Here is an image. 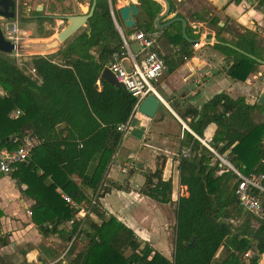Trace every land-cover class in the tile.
Here are the masks:
<instances>
[{
    "label": "trees",
    "instance_id": "1",
    "mask_svg": "<svg viewBox=\"0 0 264 264\" xmlns=\"http://www.w3.org/2000/svg\"><path fill=\"white\" fill-rule=\"evenodd\" d=\"M109 1L119 14L118 0H97L88 23L91 32L83 31L54 54L34 56L31 67L36 77L26 74L10 55L0 52V150H16L25 145L27 137L39 142L31 148L30 158L10 175L33 201V223L45 237L58 234L64 240L89 241L83 243L70 264H214L221 249L229 252L223 264H259L264 254V216L257 218L241 208L235 193L239 183L236 174L223 169L216 156L187 130L181 147L189 148L191 156L179 160L180 184L187 195L177 203L173 261L139 240L116 218L106 219L101 199L112 188L123 189L108 179L114 157L127 135L118 127L131 119L136 104L122 86L106 79L101 89L98 86L113 56L126 53ZM139 8L137 26L129 35L155 32L154 21L162 6L154 0H139ZM39 16L40 22L54 21ZM219 20L215 18L213 23L218 25ZM163 33L180 47L181 61L190 56L188 46H183L186 39L182 34L178 39L168 30ZM222 42L219 40L215 48L233 61L228 69L232 79L246 82L264 66L246 55L264 61L257 48V34L247 31L235 44L246 54ZM95 48L98 56L92 53ZM16 110L21 114L12 118ZM256 111L264 112V106L221 93L202 110L189 109L181 118L202 139L207 127L216 124L209 145L221 156L229 153L233 166L250 175L264 173V121L254 117ZM63 124L66 127L58 129ZM164 165L161 162L156 172L145 174L140 193L170 204L173 181L163 180ZM221 170L224 172L219 174ZM63 195L85 209L84 219L77 218L76 209ZM91 214L100 222H92ZM2 216L0 210V219ZM68 223L70 229L65 228ZM2 242L9 244L7 238ZM41 250L46 248L41 246ZM250 251L255 255L246 263L245 256Z\"/></svg>",
    "mask_w": 264,
    "mask_h": 264
},
{
    "label": "crops",
    "instance_id": "2",
    "mask_svg": "<svg viewBox=\"0 0 264 264\" xmlns=\"http://www.w3.org/2000/svg\"><path fill=\"white\" fill-rule=\"evenodd\" d=\"M154 1L162 6V12L155 19L154 27L156 31H161L163 34L160 45L165 71L157 82L156 88L157 91L158 87L161 88L165 97L159 94L164 103H160L153 119L140 112L133 114H138L136 120H132L133 116L131 117L129 131L114 157L108 176L109 183L120 185L123 189L112 188L111 193L101 199V203L106 212V219L116 218L130 228L139 240L151 246L169 261H173L177 203L180 197L187 195L186 188L180 184V158L178 156L181 153L177 154V147L181 146L186 131L184 129L186 123L181 116L189 109L202 110L204 104L221 93L234 100L243 97L251 105L257 103L260 95L264 94V66L252 73L246 82H239L228 75V69L233 61L227 59L224 53L215 48L219 40H222L224 45L236 47L235 44L239 42L241 36L250 31L257 34V48L264 57V0H241L239 4L231 0H168L171 5L170 14L174 18H182L187 22L186 36L183 33L182 22H175L166 28L157 27V21L166 12L167 7L163 0ZM28 2L30 5L25 0H17V16L9 21H18L20 4L27 6V14L22 15V18H28V13H30L37 20L39 15L35 12H38L39 7H43V10L38 12L41 13L39 17L52 16L48 18L54 21L62 20V16L85 14L84 7L90 10L93 4V0H29ZM109 2L115 26L123 41L124 39L127 41L131 52H133V46H137L138 53L139 45L131 39L136 32L129 35V31L137 26V19L141 13L140 8L139 15L135 18L136 25L127 29L120 12L116 15L111 1ZM131 4H137L139 7V0H118L116 9L119 11ZM50 7L53 9L56 7V12L61 10V15H46L44 10H49ZM211 9L215 12L213 18H211ZM215 18L220 19L218 25L213 23ZM170 20L168 17L163 18L161 25L167 24ZM164 30H168L178 39L179 34L184 36L186 42L183 46H188L187 51L191 53L187 59L181 61L180 47L171 42L163 33ZM83 31L90 33L89 25L83 27L68 41ZM57 35L52 36L51 39ZM28 41L25 40L27 43ZM196 42H199L198 47H194ZM92 53L98 56V48L93 49ZM171 68H173L172 71ZM103 79L109 81L102 74V79L98 82L100 89ZM173 79L176 83L171 82ZM222 80L224 84H227L226 88L221 85ZM242 85L244 88L240 89ZM211 127H213V134L208 138L207 132ZM216 130L217 125L211 124L205 130L203 139L195 134L194 136L200 142H211ZM38 143L35 138L25 139V145L31 147ZM161 162H165L163 180L172 179L173 181V195L170 204L159 203L140 193V189L146 182L145 174L156 172ZM10 179L9 181L4 177L0 180V210L3 212L0 219V264H8L7 260L10 259L9 255L12 253L18 256L14 264H58L69 252L72 253V256H69L71 262L74 256L83 249V243L89 241L84 238L64 240L58 234L43 236L28 214L33 201L23 194L15 180L11 177ZM3 181H7V184L4 185ZM22 189L25 190L26 186H22ZM76 208L77 218L84 219L87 215L85 209L79 205ZM90 218L92 222H100L93 214ZM239 223L240 221L234 224ZM254 226L257 227L255 224ZM65 228L70 229L71 223H68ZM4 238L9 241L7 246L3 245ZM41 246H44L46 251H42ZM59 252L61 255L57 258L55 254ZM222 252L223 255H221ZM228 255L227 250L221 249L214 264H223ZM254 255V251L246 254L245 262L248 263ZM259 264H264V254L260 255Z\"/></svg>",
    "mask_w": 264,
    "mask_h": 264
},
{
    "label": "built area",
    "instance_id": "3",
    "mask_svg": "<svg viewBox=\"0 0 264 264\" xmlns=\"http://www.w3.org/2000/svg\"><path fill=\"white\" fill-rule=\"evenodd\" d=\"M3 20V23L0 22V26L5 38L16 47L24 43L20 36L21 32L18 28V23L7 19ZM162 36L163 34L161 31L151 33H146L144 31L136 32L131 39L139 45V52L137 54L131 52L128 49L127 41L124 39L126 53L121 55L116 53L113 56L112 62L107 66L116 80L133 98H135L136 104L134 107V114L138 112L141 103L149 95H154L160 103H164V100L156 88L157 82L165 71V62L160 45ZM198 46L199 43L194 45V47ZM14 52L16 57H20V51H18V49H15ZM30 73L36 77L32 67L30 68ZM20 114L21 112L17 111L14 116H19ZM130 124L131 119L126 124L120 125L118 130L127 133ZM184 129L193 133L187 125H184ZM201 143H203L216 158L221 159L224 164L226 163V165L229 166L228 170L234 172L238 177L239 183L235 193L241 208L257 218H262L264 216V173L245 175L228 161L222 159L221 156L207 144L210 143L209 141H202ZM31 148L30 145H24L12 151L8 149L0 150V175L10 176L18 165L26 162L30 158ZM183 157L189 156L184 152ZM223 172L224 170H221L219 174ZM63 198L74 209H77V204L70 198L64 195ZM28 214L31 216L32 212L29 210Z\"/></svg>",
    "mask_w": 264,
    "mask_h": 264
},
{
    "label": "water",
    "instance_id": "4",
    "mask_svg": "<svg viewBox=\"0 0 264 264\" xmlns=\"http://www.w3.org/2000/svg\"><path fill=\"white\" fill-rule=\"evenodd\" d=\"M166 4V12L158 19L157 21V27L158 28H166L168 26H171L175 22H182L183 23V33L184 36H186V27L187 22L182 18H174L171 13V5L168 0H163ZM97 0H93L92 7L90 10H87L86 8L83 9L85 14L81 15H72V16H62V20L68 21V25L66 28H64L55 38H53L49 42H32V43H21L16 47L14 44H12L10 41H8L1 29L0 26V52L6 55H11L15 49H18V51L22 53H30L34 55H50L54 54L57 51L60 50V48L75 34H77L83 27L87 26L89 23V20L93 17L94 11L96 9ZM43 10V7H39L37 9L38 12H41ZM87 10V11H86ZM120 15L124 21L125 27L127 29L133 28L136 25L135 18L139 15V7L137 4H131L128 6H125L119 10ZM17 16V0H0V19H7V20H14ZM43 18H51L52 16H41ZM170 18L171 20L167 22L165 25H161V21L163 18ZM200 41V40H198ZM199 42H196V44ZM228 45V44H227ZM231 48L246 54L245 52L241 51L240 49L228 45ZM248 57L258 61L260 64L264 65V61L259 60L255 58L252 55L246 54ZM103 77L107 78L110 82L117 86H122L115 78V76L110 72V70L107 68L105 72L103 73ZM123 87V86H122ZM257 103L261 106H264V94H261ZM160 107L159 100L154 95H149L140 105L138 112L143 114L144 116L153 119ZM63 127H66V124L62 125ZM62 126H58V129H61ZM264 138V137H263ZM194 241V238L192 240V243ZM1 259V255H0Z\"/></svg>",
    "mask_w": 264,
    "mask_h": 264
},
{
    "label": "rangeland",
    "instance_id": "5",
    "mask_svg": "<svg viewBox=\"0 0 264 264\" xmlns=\"http://www.w3.org/2000/svg\"><path fill=\"white\" fill-rule=\"evenodd\" d=\"M27 1L28 5H30V2H28L29 0H25ZM27 6H22L20 4V8H19V19L17 21L18 23V28L20 30V36L22 37L23 39V42H25V40H29L28 43H32V42H46V41H50L52 40V36L56 35V34H59L60 31H62L64 28L67 27V25L69 24L68 21L66 20H55V21H46V22H40L38 20L35 19V17L33 15H30L29 14V17L28 18H22V15H26L27 14ZM85 8V7H84ZM56 7L53 9V8H49V10H44V13H46V15H61V10H59L58 12H56ZM26 11V13H25ZM211 13H212V16L211 18H213L214 16V13L213 12V9H211ZM3 19H0V22L3 23ZM29 29V31H27V29ZM217 29V28H216ZM44 39H49V40H44ZM71 41V40H70ZM70 41H68L64 46H66ZM63 46V47H64ZM137 49L138 47L137 46H133L132 48V51L134 53H137ZM15 52L10 56V58L19 66V68H21L26 74H30V68H31V63H32V60L34 58V54H30V53H21L20 52V57H16L15 55ZM5 55V54H4ZM56 61L58 62H61L59 60V58H56L55 59ZM176 80L173 79L171 82H175ZM176 83V82H175ZM221 85L224 86V88L227 87V84H224L223 83V80L221 81ZM212 85H214L213 83H211ZM215 86H217V84H215ZM235 87V86H234ZM239 87V86H238ZM244 88V85H242V87H240V89ZM158 91L159 93L163 96L164 94H162V90L161 88L158 87ZM19 111V110H16L14 111L12 114H11V117L12 118H16L17 116H14V114ZM13 115V116H12ZM138 115V114H137ZM137 115H133L132 117V120H136L137 119ZM254 117L259 120V121H264V112H259V111H256L255 114H254ZM187 125V124H186ZM209 145V143H207ZM186 152L188 154V156H191V151L189 148H181V146L179 145L177 147V154L178 153H181L179 154L180 156H178L179 158L183 156V153ZM221 156V155H220ZM222 159L228 161L230 164H232L230 162V158H229V153H226L225 155L221 156ZM219 160V162L221 163V166H223L222 168L223 169H226L228 168L229 166L224 164L222 162L221 159L217 158ZM233 165V164H232ZM7 179V180H11L10 179V176H6V175H0V180L1 178H4ZM4 182V185L7 184V181H3ZM254 224L257 226V224L254 222ZM80 245L78 244V247ZM224 253L222 252L221 255H223ZM61 255V252H59L57 258ZM69 256H72V253L69 252L66 254V256L64 257V259L61 260V262H59L58 264H70V259L71 257ZM9 260H7V263L8 264H14V262L17 261L18 259V256L16 253H12L11 255H9Z\"/></svg>",
    "mask_w": 264,
    "mask_h": 264
},
{
    "label": "bare ground",
    "instance_id": "6",
    "mask_svg": "<svg viewBox=\"0 0 264 264\" xmlns=\"http://www.w3.org/2000/svg\"><path fill=\"white\" fill-rule=\"evenodd\" d=\"M212 134H213V127H211V129L207 132V137L210 138Z\"/></svg>",
    "mask_w": 264,
    "mask_h": 264
}]
</instances>
